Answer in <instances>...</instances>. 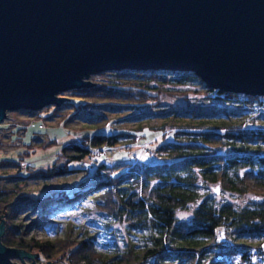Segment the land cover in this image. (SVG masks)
I'll list each match as a JSON object with an SVG mask.
<instances>
[{
  "label": "trees",
  "instance_id": "trees-1",
  "mask_svg": "<svg viewBox=\"0 0 264 264\" xmlns=\"http://www.w3.org/2000/svg\"><path fill=\"white\" fill-rule=\"evenodd\" d=\"M93 82L94 87L61 94L69 101L46 109L37 118L49 120L63 115L65 123L77 119L100 130L109 123L103 115L107 110L121 113L154 109L161 104L160 98L168 95L182 98L185 103L162 116L186 122L198 120L201 124L193 127L194 132L171 130L172 139L155 151L158 163L101 164L92 173L73 166L81 164L93 150L116 148L126 135L81 134L83 146L69 142L50 167L18 179L51 180L84 172L93 184L84 187L85 182H79L62 187L37 201L31 199V194H22L18 187L0 189V223H5L1 244L44 254L49 259L56 253L64 264H264V128L231 121L263 108L264 98L209 89L193 73L125 70L97 75ZM103 109L101 114L99 110ZM152 115L136 113L133 119ZM38 129L42 130V125ZM160 131L166 133L164 128ZM183 134L189 137L181 138ZM59 159L63 163L58 167ZM0 164L19 168L17 173L22 171V166L13 161ZM124 166L125 171H120ZM212 188L217 195L247 197L249 204L239 207L220 202L212 197ZM9 194L16 195L15 203L6 201ZM89 196L97 216L124 224L129 232L146 234L147 245L103 256L92 238L72 243L68 239L24 242L10 233L14 219L22 212L18 200L39 201L45 207L56 203L55 209L69 210ZM194 204L197 207L191 222L179 221L178 211ZM37 223L43 225L44 221ZM254 239L257 242L251 243Z\"/></svg>",
  "mask_w": 264,
  "mask_h": 264
},
{
  "label": "water",
  "instance_id": "water-1",
  "mask_svg": "<svg viewBox=\"0 0 264 264\" xmlns=\"http://www.w3.org/2000/svg\"><path fill=\"white\" fill-rule=\"evenodd\" d=\"M125 70L193 73L264 98V0H0V122ZM23 257L37 255L0 242V264Z\"/></svg>",
  "mask_w": 264,
  "mask_h": 264
},
{
  "label": "rangeland",
  "instance_id": "rangeland-1",
  "mask_svg": "<svg viewBox=\"0 0 264 264\" xmlns=\"http://www.w3.org/2000/svg\"><path fill=\"white\" fill-rule=\"evenodd\" d=\"M102 74H94L85 81H90L95 86L93 79L95 76ZM100 80H107V78H100ZM61 94H58L57 98L64 99ZM160 102L161 104L157 108L139 110L138 112L122 110L121 113H113L108 110L104 112L105 109L103 111L99 110L101 114L104 112L103 115H106L109 120L106 128L103 127L100 130L88 127L77 119L65 123L63 122V115L49 120L37 118L38 115L43 116L47 112L46 109L53 106L45 107L40 111L21 110L7 112L5 118L0 122V163L2 161L19 163L22 166V171L17 173L19 168L0 164V189L7 190L18 187L22 194H31V199L36 200L37 198H43L47 193L62 187H71L79 182H85L84 187L92 185L93 183L89 182V175L85 176L84 172L75 176L51 180L18 179L21 176L27 177L28 172L31 173L39 168L46 169L50 167L61 148L69 142L83 146V136L88 135V133H98L100 135L123 133L126 136L120 140L116 148L103 147L102 149L93 150L81 164H75L73 168H83L86 173H92L94 168L101 164L107 166L132 165L141 161L150 164L158 163L159 159L156 157L155 151L163 142L172 139L173 132L171 130L182 133L194 132L196 130L193 127L201 124L198 120L186 122L182 118L175 116H162L169 114L170 110L174 108L183 107L185 102L182 98L164 95L160 98ZM145 112L153 115L141 119H133L136 113L143 115ZM213 120L219 122L217 121L219 119ZM231 121L235 122L236 125L264 128V107L257 108L255 111L248 112L243 116L231 118ZM208 124L207 122L206 126ZM39 125H42V130L38 129ZM161 128L165 129L166 133L164 135L161 134L162 131L157 132ZM187 137L189 136L183 134L181 138ZM32 138H35V140H32ZM61 163H63V159L57 161V166L59 167ZM126 168L127 166H124L119 168V170L125 171ZM211 195L220 202L233 203L239 207L249 204L247 197L217 195L214 188H212ZM7 196V198H4L9 204L15 203L16 195L9 194ZM56 196L55 194L53 195L54 199H57ZM91 198L92 196L87 197L84 202L69 210L55 209L56 203L45 207L39 201L37 203L28 201L23 203V201L18 200L17 203L22 202L20 206L22 212L14 219L13 225L10 227V233H14L16 239L22 238L24 242L35 239L55 243L57 240L68 239L72 243L92 238L96 241L98 251L103 256H112L130 246L142 249L147 245L146 234L129 232L124 224H118L97 216L93 209ZM196 207L197 205L194 204L187 210L178 211L179 221L191 222L193 210ZM40 219L44 221L43 225L37 223ZM3 225L4 232L0 236V242L5 234L4 222ZM250 242L256 243L257 239ZM24 252L29 255H37V258H33L34 264H47L48 262L50 264H64L56 253L49 259L46 255L37 252ZM12 262L16 264H32V259L23 257L22 261L12 259Z\"/></svg>",
  "mask_w": 264,
  "mask_h": 264
}]
</instances>
